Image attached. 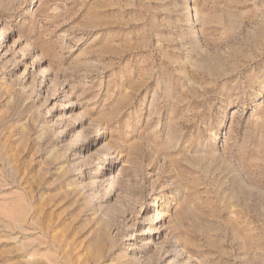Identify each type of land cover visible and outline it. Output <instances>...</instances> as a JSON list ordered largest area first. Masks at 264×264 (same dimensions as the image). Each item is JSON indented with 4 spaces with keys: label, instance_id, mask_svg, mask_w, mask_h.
<instances>
[{
    "label": "rangeland",
    "instance_id": "obj_1",
    "mask_svg": "<svg viewBox=\"0 0 264 264\" xmlns=\"http://www.w3.org/2000/svg\"><path fill=\"white\" fill-rule=\"evenodd\" d=\"M0 264H264V0H0Z\"/></svg>",
    "mask_w": 264,
    "mask_h": 264
},
{
    "label": "bare ground",
    "instance_id": "obj_2",
    "mask_svg": "<svg viewBox=\"0 0 264 264\" xmlns=\"http://www.w3.org/2000/svg\"><path fill=\"white\" fill-rule=\"evenodd\" d=\"M164 219V217H163V214H159V217L156 219V221H154V222H161V220H163ZM148 232H150V230L149 229H147L146 231H144L143 233H140V235L141 234H147ZM143 240V239H142ZM146 241H147V239H146ZM149 242H147V244H148Z\"/></svg>",
    "mask_w": 264,
    "mask_h": 264
}]
</instances>
